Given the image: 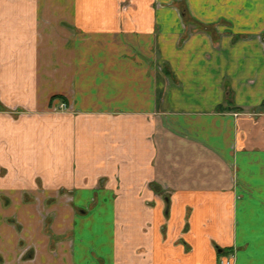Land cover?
<instances>
[{"label": "crops", "instance_id": "obj_1", "mask_svg": "<svg viewBox=\"0 0 264 264\" xmlns=\"http://www.w3.org/2000/svg\"><path fill=\"white\" fill-rule=\"evenodd\" d=\"M227 261L264 264V0H0V264Z\"/></svg>", "mask_w": 264, "mask_h": 264}, {"label": "rangeland", "instance_id": "obj_2", "mask_svg": "<svg viewBox=\"0 0 264 264\" xmlns=\"http://www.w3.org/2000/svg\"><path fill=\"white\" fill-rule=\"evenodd\" d=\"M178 4H180V3H178ZM183 9H185V11H186L191 17H193L192 12H191L187 7L183 8ZM193 18H194V17H193ZM194 20L197 21L196 18H195ZM197 24L199 25V22H197Z\"/></svg>", "mask_w": 264, "mask_h": 264}, {"label": "built area", "instance_id": "obj_3", "mask_svg": "<svg viewBox=\"0 0 264 264\" xmlns=\"http://www.w3.org/2000/svg\"><path fill=\"white\" fill-rule=\"evenodd\" d=\"M226 263L229 264V261H227Z\"/></svg>", "mask_w": 264, "mask_h": 264}]
</instances>
